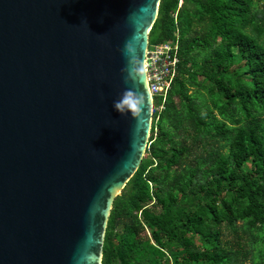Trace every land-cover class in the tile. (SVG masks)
<instances>
[{
  "label": "water",
  "instance_id": "1",
  "mask_svg": "<svg viewBox=\"0 0 264 264\" xmlns=\"http://www.w3.org/2000/svg\"><path fill=\"white\" fill-rule=\"evenodd\" d=\"M159 2L0 0V264H102L150 136Z\"/></svg>",
  "mask_w": 264,
  "mask_h": 264
},
{
  "label": "trees",
  "instance_id": "2",
  "mask_svg": "<svg viewBox=\"0 0 264 264\" xmlns=\"http://www.w3.org/2000/svg\"><path fill=\"white\" fill-rule=\"evenodd\" d=\"M262 1L160 0L148 44L177 42L176 76L102 264H264Z\"/></svg>",
  "mask_w": 264,
  "mask_h": 264
},
{
  "label": "built area",
  "instance_id": "3",
  "mask_svg": "<svg viewBox=\"0 0 264 264\" xmlns=\"http://www.w3.org/2000/svg\"><path fill=\"white\" fill-rule=\"evenodd\" d=\"M177 65L176 41L155 46H149L148 44L144 60V70L146 85L152 102V113L155 108L158 111L164 109L163 103L176 76ZM158 98H162L161 104L155 106L154 102Z\"/></svg>",
  "mask_w": 264,
  "mask_h": 264
},
{
  "label": "clouds",
  "instance_id": "4",
  "mask_svg": "<svg viewBox=\"0 0 264 264\" xmlns=\"http://www.w3.org/2000/svg\"><path fill=\"white\" fill-rule=\"evenodd\" d=\"M127 99V96L121 97L119 99H115L113 101V108L115 111L120 112L121 111V105L124 103V101Z\"/></svg>",
  "mask_w": 264,
  "mask_h": 264
},
{
  "label": "rangeland",
  "instance_id": "5",
  "mask_svg": "<svg viewBox=\"0 0 264 264\" xmlns=\"http://www.w3.org/2000/svg\"><path fill=\"white\" fill-rule=\"evenodd\" d=\"M181 4V3H180ZM261 6L262 7H264V2L262 1L261 2ZM224 241H229V242H231V245L234 247V248H236V246H235V244H234V240L232 239V237L231 236H229V235H227V236H225V238H224ZM245 264H249V262H247V263H245Z\"/></svg>",
  "mask_w": 264,
  "mask_h": 264
}]
</instances>
